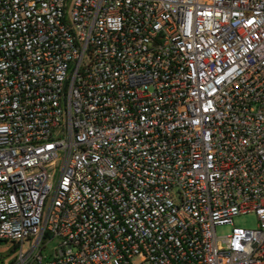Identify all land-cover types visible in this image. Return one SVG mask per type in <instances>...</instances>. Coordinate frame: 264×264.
<instances>
[{"label":"built area","instance_id":"2783aa9c","mask_svg":"<svg viewBox=\"0 0 264 264\" xmlns=\"http://www.w3.org/2000/svg\"><path fill=\"white\" fill-rule=\"evenodd\" d=\"M0 240L264 264V0H0Z\"/></svg>","mask_w":264,"mask_h":264},{"label":"rangeland","instance_id":"374dc122","mask_svg":"<svg viewBox=\"0 0 264 264\" xmlns=\"http://www.w3.org/2000/svg\"><path fill=\"white\" fill-rule=\"evenodd\" d=\"M235 224L246 228H256L258 225V217L255 213L239 215L235 218ZM231 231V226L219 227L217 232L219 235L227 234ZM56 244L52 243V246ZM30 249V243L24 245V252ZM20 254V245L12 240H0V264H13Z\"/></svg>","mask_w":264,"mask_h":264}]
</instances>
